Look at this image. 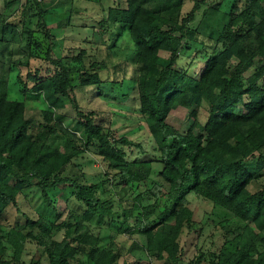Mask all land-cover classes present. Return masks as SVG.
Returning a JSON list of instances; mask_svg holds the SVG:
<instances>
[{"label": "trees", "instance_id": "1", "mask_svg": "<svg viewBox=\"0 0 264 264\" xmlns=\"http://www.w3.org/2000/svg\"><path fill=\"white\" fill-rule=\"evenodd\" d=\"M2 1L0 51L14 45L22 55L4 63L17 71L20 96L0 76V264H122L136 251L164 264H264V0H85L101 5L94 42L108 44L117 62L98 57L97 46L61 55L58 39L83 0ZM67 4L68 15L51 20ZM210 11L223 25L201 40ZM87 87L121 99L134 92L157 154L115 138L96 111H85L75 93ZM32 97L44 104L39 123L27 119ZM203 101L204 121L197 113L186 131L170 127L173 110ZM90 150L104 166L97 180L79 163ZM28 188L41 198L35 209L25 207ZM195 199L218 214L209 237ZM186 230L199 241L189 262ZM122 234L138 235L126 252Z\"/></svg>", "mask_w": 264, "mask_h": 264}, {"label": "rangeland", "instance_id": "2", "mask_svg": "<svg viewBox=\"0 0 264 264\" xmlns=\"http://www.w3.org/2000/svg\"><path fill=\"white\" fill-rule=\"evenodd\" d=\"M60 0H54V3H58ZM70 4L64 6V8H55L54 12L51 14V20L54 18H62L67 13V8ZM100 4L95 2L88 1H79L76 5V9L78 10V14L74 15L73 18V27L67 31V33L63 34L62 37L58 39V41L62 42L61 55L72 54L73 52L70 50L71 48H77L79 45H85L88 48V52L90 54L94 53L92 48L97 46V43L94 42L95 36L93 35L94 31L102 30L100 27L99 21L105 17V14L100 9ZM190 4H188L189 8ZM4 8L3 1L0 0V10ZM223 15L218 12L210 11L209 18L203 20L202 25L200 26V34L199 37L201 40H209L213 35L216 37L217 28L222 27L223 25ZM201 14L197 18V22L201 21ZM104 31V30H103ZM63 39V41L61 40ZM84 40V41H82ZM82 41V42H81ZM97 47L98 57H105L107 60L112 62H117L121 60L117 54H111L110 49L108 48V44H99ZM3 50L0 51V76H7L12 81L15 77L16 70H9L8 66L4 63L8 64V61L11 58L17 59L21 57V51L16 46H7L2 47ZM3 53V54H2ZM77 53V52H75ZM162 54H165L162 52ZM67 61H71L69 57ZM2 62V63H1ZM253 70V69H252ZM250 72H252L250 70ZM74 75V74H73ZM116 78V76H115ZM33 93H35L33 91ZM97 91L93 87H87L83 89L76 90V98L79 104L85 111L93 110L98 114L99 120L109 127L113 136L115 138H119L120 136H127L130 140L134 142L140 143L144 149L147 151V154H157L156 146L157 141L153 139L150 135L147 123L144 120H140L142 115L139 112V105L136 98L135 93L133 92L128 99L122 98L108 89L107 94L100 96L96 94ZM12 96L18 97L20 93L18 88L12 84ZM43 102L36 98L32 97L29 99V104L27 107L26 115L27 119L34 122L39 123L43 120L41 110L43 108ZM69 104L70 114L73 113L72 108ZM208 111V102L203 101L200 105H195L191 109H187L185 107H179L173 110L169 116L168 123L170 127L176 132H184L194 121V118L197 116L200 120H205ZM69 121V120H68ZM139 150L134 151L137 154ZM79 163L83 166V170H85L87 177L91 180H97L98 175L104 171V166L99 159V157L93 151H87L84 155L79 157ZM257 185V184H256ZM25 193L28 197L25 207L26 208H34L38 205V202L41 198L33 192L30 188L25 190ZM192 207L195 210L196 220L199 224H203L204 227V235L203 237L210 236L213 231H218L219 228L212 222L213 219L218 216L213 212L212 203L203 200V199H195L192 203ZM16 216V209L11 208L7 217L9 220L14 221ZM218 218V217H217ZM210 223V224H209ZM208 224V225H207ZM101 235L103 240L107 242L110 239V230L108 227H103L101 231ZM61 237V233L57 236ZM138 238V235H128L122 234L117 238L118 245L122 252H126L128 247H130L133 241ZM197 243L198 235L194 232L185 231L181 237V246L183 248L182 256L185 262H189L192 260L197 254ZM30 257L38 258L42 257L43 251L41 248H30L29 250ZM142 256V257H141ZM129 260L130 264H134L133 262L138 259L143 258L144 264H164L163 260L159 259H149L147 258V254L140 253L136 251L134 254L130 253L126 256H123ZM121 263L123 264V260ZM150 260V261H148Z\"/></svg>", "mask_w": 264, "mask_h": 264}]
</instances>
